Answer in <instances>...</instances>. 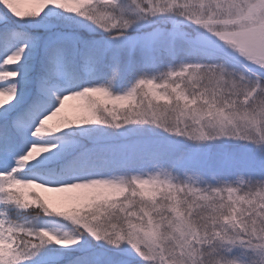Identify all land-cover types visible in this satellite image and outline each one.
<instances>
[{
  "label": "snow or ice",
  "instance_id": "6c2138e0",
  "mask_svg": "<svg viewBox=\"0 0 264 264\" xmlns=\"http://www.w3.org/2000/svg\"><path fill=\"white\" fill-rule=\"evenodd\" d=\"M0 264H264V0H0Z\"/></svg>",
  "mask_w": 264,
  "mask_h": 264
}]
</instances>
